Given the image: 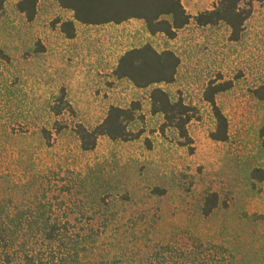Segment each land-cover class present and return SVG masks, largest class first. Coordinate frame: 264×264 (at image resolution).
<instances>
[{"label":"rangeland","instance_id":"rangeland-1","mask_svg":"<svg viewBox=\"0 0 264 264\" xmlns=\"http://www.w3.org/2000/svg\"><path fill=\"white\" fill-rule=\"evenodd\" d=\"M19 1L6 0L0 13V171L14 176L18 197H40L44 188L52 202H66L71 217L84 214L97 225L116 221L109 234L147 235L161 243L197 237L224 245L240 264H264V179L252 176L254 170L264 175V102L254 95L264 85V2L254 4L235 42L224 24L192 22L169 39L151 36L139 20L77 24L75 38L68 39L60 22L71 20V12L55 0H38L29 21L18 12ZM216 2L182 0L193 16ZM146 44L180 59L175 81L162 88L196 108L189 124L193 149L175 130H162L163 117L151 112L153 87L140 89L113 75L125 52ZM213 81L230 84L216 96L229 123L225 143L210 138L215 119L204 94ZM62 89L75 114L55 117L50 107ZM133 103L140 105V120L130 129L139 139L102 137L94 151L81 150L77 124L93 129L110 107ZM56 122L64 129L47 145L41 130H53ZM213 193L219 206L205 217L201 209Z\"/></svg>","mask_w":264,"mask_h":264},{"label":"trees","instance_id":"trees-1","mask_svg":"<svg viewBox=\"0 0 264 264\" xmlns=\"http://www.w3.org/2000/svg\"><path fill=\"white\" fill-rule=\"evenodd\" d=\"M58 5L73 14V18L60 22L62 33L68 38L76 36V25L104 26L122 25L131 20L142 21L151 36L163 34L174 39L178 31L194 22L199 27L226 25L231 33V41H239L246 22L253 14L254 4L264 0H217L213 8L196 16L184 7L182 0H55ZM6 0H0V13ZM38 0H20L17 10L29 21L37 13ZM3 53L0 51V57ZM180 66L179 57L170 50L157 51L151 44L125 52L114 70L117 79H128L137 88L153 87L151 112L163 117L162 130L173 129L182 140V145L193 149V139L189 124L196 115V108L182 99L173 100L162 88L172 84ZM230 90V84L210 83L204 98L209 103L215 119V129L210 138L218 143L229 139V123L216 102V96ZM255 97L264 102V85L254 91ZM55 117L75 114V110L62 89L50 107ZM140 120V105L133 103L128 108L110 107L105 120L89 129L77 124L74 133L83 152L97 148L100 138L111 141L132 142L140 138L139 132L130 129L131 124ZM64 128L55 123L53 130L43 128L41 136L51 145L53 132ZM264 136V126L260 130ZM254 178L262 181L264 175L254 170ZM0 264H240L235 255L224 245L205 243L199 238H191L189 243L182 240L161 243L151 236L109 234V228L116 221L103 219L99 225L95 220L71 217L72 209L66 202H52L46 190L27 200L17 194L20 186L14 176L0 171ZM70 189L67 188V192ZM37 188L34 192L40 193ZM8 193H10L8 195ZM32 193V194H33ZM162 193V192H161ZM162 195V194H159ZM219 206L218 195L210 194L201 209L202 215L209 217ZM98 207L108 210L105 202ZM62 212V213H61ZM102 229V230H100Z\"/></svg>","mask_w":264,"mask_h":264}]
</instances>
